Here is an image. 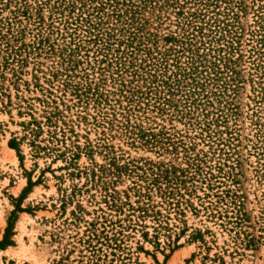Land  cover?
Wrapping results in <instances>:
<instances>
[{
	"label": "rangeland",
	"instance_id": "1",
	"mask_svg": "<svg viewBox=\"0 0 264 264\" xmlns=\"http://www.w3.org/2000/svg\"><path fill=\"white\" fill-rule=\"evenodd\" d=\"M17 206L0 264H264V0H0Z\"/></svg>",
	"mask_w": 264,
	"mask_h": 264
},
{
	"label": "trees",
	"instance_id": "2",
	"mask_svg": "<svg viewBox=\"0 0 264 264\" xmlns=\"http://www.w3.org/2000/svg\"><path fill=\"white\" fill-rule=\"evenodd\" d=\"M11 147H14V143L11 144ZM22 210L18 208L15 209L14 212H12L11 217L8 222V227L6 228L5 234H4V239L0 241V251L5 250L7 247L11 246L13 242L11 241V235H13V229L14 225L17 219V214L21 212Z\"/></svg>",
	"mask_w": 264,
	"mask_h": 264
}]
</instances>
